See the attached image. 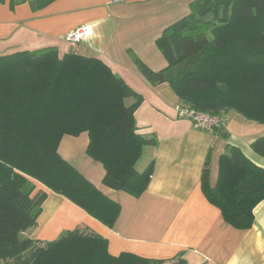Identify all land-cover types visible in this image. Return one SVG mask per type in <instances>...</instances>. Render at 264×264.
Listing matches in <instances>:
<instances>
[{"label": "trees", "instance_id": "obj_1", "mask_svg": "<svg viewBox=\"0 0 264 264\" xmlns=\"http://www.w3.org/2000/svg\"><path fill=\"white\" fill-rule=\"evenodd\" d=\"M54 1L11 0L10 7L29 3L38 11ZM190 9L156 41L168 66L153 71L129 51L135 66L152 86L168 84L181 106L220 119L235 112L264 126V0H194ZM143 102L102 60L77 51L0 56V264H187L184 254L170 260L112 256L108 240L87 227L54 241L24 235L37 226L47 199L38 184L108 228L121 213L118 203L61 157L64 136L89 134L87 155L104 167L106 187L135 198L147 191L154 162L143 172L136 165L157 140L137 133L135 112ZM222 128L223 120L216 131L227 139ZM251 148L264 158V136ZM210 161L209 154L201 178L207 200L233 228L251 229L254 210L264 201V168L229 144L211 187Z\"/></svg>", "mask_w": 264, "mask_h": 264}, {"label": "crops", "instance_id": "obj_2", "mask_svg": "<svg viewBox=\"0 0 264 264\" xmlns=\"http://www.w3.org/2000/svg\"><path fill=\"white\" fill-rule=\"evenodd\" d=\"M10 1L0 2V56L55 48L60 57L77 51L102 60L144 97L135 112L137 133L157 140L156 146L144 148L142 156L147 153L148 159L141 172L154 162L151 183L135 198L103 184L104 167L87 155L88 133L64 136L58 150L61 157L118 203L121 213L108 228L69 199L40 187L47 199L37 226L24 235L54 241L67 231L87 227L108 240L112 256L128 252L170 260L184 254L187 264H264V201L254 210L253 227L237 230L210 204L201 186L209 154V182L216 186L219 159L229 144L264 168V158L251 148L264 136V126L230 112L222 116L227 139L217 131L196 129L190 120L178 118L176 107L181 102L170 86H152L129 54L134 52L153 71L165 69L168 63L156 41L191 13L194 0H56L38 11L29 3L12 9ZM82 26L92 27L93 35L74 46L68 43L66 36Z\"/></svg>", "mask_w": 264, "mask_h": 264}, {"label": "built area", "instance_id": "obj_3", "mask_svg": "<svg viewBox=\"0 0 264 264\" xmlns=\"http://www.w3.org/2000/svg\"><path fill=\"white\" fill-rule=\"evenodd\" d=\"M92 35V27L82 26L69 33L66 36V41L74 46L88 39ZM176 112L179 119L190 120L194 124L195 128L201 131L214 133L221 127L222 124V119L219 117L197 112L195 110L189 109L188 107L179 105L176 107Z\"/></svg>", "mask_w": 264, "mask_h": 264}, {"label": "rangeland", "instance_id": "obj_4", "mask_svg": "<svg viewBox=\"0 0 264 264\" xmlns=\"http://www.w3.org/2000/svg\"><path fill=\"white\" fill-rule=\"evenodd\" d=\"M156 46H157V44H156ZM157 49L159 50V48L157 47ZM160 51V50H159ZM161 52V51H160ZM134 53V52H133ZM135 54V53H134ZM136 55V54H135ZM130 57H131V59L133 60V58H132V56L130 55ZM128 104H130V102H128ZM181 106V105H180ZM235 113V112H234ZM247 132H249V129H248V127H247ZM147 152H148V150H147ZM147 159H148V156H147V153L144 155V158H142V160L139 162V164H138V166H136V170L138 171V172H141V168L144 166V164H145V162L147 161ZM37 188L38 189H41L40 188V186H39V184H38V186H37Z\"/></svg>", "mask_w": 264, "mask_h": 264}]
</instances>
